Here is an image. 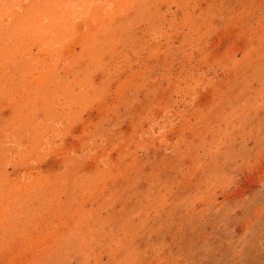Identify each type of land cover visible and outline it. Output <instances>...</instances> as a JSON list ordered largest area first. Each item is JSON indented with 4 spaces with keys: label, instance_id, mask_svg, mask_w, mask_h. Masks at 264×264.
<instances>
[{
    "label": "rangeland",
    "instance_id": "obj_1",
    "mask_svg": "<svg viewBox=\"0 0 264 264\" xmlns=\"http://www.w3.org/2000/svg\"><path fill=\"white\" fill-rule=\"evenodd\" d=\"M0 264H264V0H0Z\"/></svg>",
    "mask_w": 264,
    "mask_h": 264
},
{
    "label": "bare ground",
    "instance_id": "obj_2",
    "mask_svg": "<svg viewBox=\"0 0 264 264\" xmlns=\"http://www.w3.org/2000/svg\"><path fill=\"white\" fill-rule=\"evenodd\" d=\"M12 8V7H11ZM24 20V19H23ZM18 24V23H17ZM32 28V27H31ZM28 34V33H27Z\"/></svg>",
    "mask_w": 264,
    "mask_h": 264
}]
</instances>
